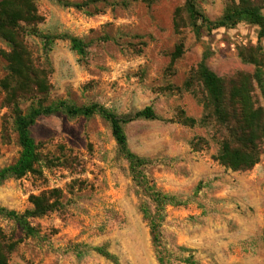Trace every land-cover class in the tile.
I'll return each instance as SVG.
<instances>
[{
	"label": "rangeland",
	"instance_id": "obj_1",
	"mask_svg": "<svg viewBox=\"0 0 264 264\" xmlns=\"http://www.w3.org/2000/svg\"><path fill=\"white\" fill-rule=\"evenodd\" d=\"M90 1L34 0L43 19L40 35L26 34L24 43L51 87L45 106L98 105L117 116L151 107L158 121H136L123 129L130 151L148 162L143 174L149 184L173 199L161 224L162 246L170 252L166 264H183L188 257L195 264H264V144L251 171L232 172L214 161L221 134L213 120L201 124L209 112L197 76L203 59L222 80L249 76L252 101L264 109L254 79L259 70L264 80L258 27L244 21L233 29L210 30L197 23L196 31L186 0ZM249 1L264 15V0ZM238 5L239 0L198 3L210 23ZM69 37L88 46L85 55L72 50ZM178 48L181 55L174 59ZM9 52L0 39V170L15 164L21 152L14 117L3 105V55ZM36 105L37 100L28 101L19 109L26 113ZM183 119L195 123L185 126ZM31 135L42 145L43 159L34 173L0 187V208L23 215L33 208L30 196L54 190L61 196L56 211L28 219L32 235L0 216V241L15 245L8 264H158L109 123L98 115L70 119L59 113L39 118ZM97 248L114 260L97 254Z\"/></svg>",
	"mask_w": 264,
	"mask_h": 264
},
{
	"label": "trees",
	"instance_id": "obj_2",
	"mask_svg": "<svg viewBox=\"0 0 264 264\" xmlns=\"http://www.w3.org/2000/svg\"><path fill=\"white\" fill-rule=\"evenodd\" d=\"M199 1L186 0L184 7L196 31L205 26L210 30L233 29L245 21L258 27V37L264 38L262 7L252 1L239 0V5L227 9L216 23H210L207 20L198 6ZM90 2L93 3L94 0ZM74 8L79 7L74 6ZM42 20L38 16L34 0H2L0 2V39L11 48V52L3 55L7 62V75L1 82V88L5 93L3 105L11 111L14 117L18 144L21 149L18 161L0 170V187L8 180H20L27 174L34 173L35 165L43 159L40 154L42 145L36 143L31 135V128L39 118L59 113L70 119L90 118L98 115L109 123L117 153L128 163L136 194L141 201L139 212L148 225L157 262L166 264L170 252L162 246L161 224L165 217V207L172 204L173 199L156 191L149 184L143 174V169L148 162L130 151L123 129L136 121H158L157 115L151 107L133 114L117 116L98 105L76 108L62 102L45 106L51 87L46 73L36 66L24 43L26 34L40 35L38 26ZM197 23L201 24L199 28ZM44 40L47 45L51 43L49 37H44ZM67 40L70 41L74 52L80 56L85 55L88 46L83 41L71 37ZM180 55L181 50L178 48L173 58L177 59ZM197 76L207 94L204 107L209 112L202 119L201 124L205 125L210 122L211 125L210 120H213L216 133L221 134L219 152L214 157V161L232 172L251 171L260 161L264 144V109L256 108L252 101L251 78L240 74L234 79L222 80L208 69L205 59L198 66ZM254 79L264 96V80L259 70L254 74ZM33 100H37V105L31 106L26 113L19 109L21 103ZM182 123L185 126H193L195 121L183 119ZM60 196L61 193L57 190L39 197L30 196L29 202L33 207L32 210L23 215H17L0 208V216L13 220L27 235H32L34 229L30 226L28 219L40 218L56 211ZM3 238L0 241V264H8L9 256L15 245L6 243ZM179 250L190 252L182 248ZM94 251L107 260H114V257L102 248L94 249ZM181 262L195 264L191 257L183 258Z\"/></svg>",
	"mask_w": 264,
	"mask_h": 264
}]
</instances>
